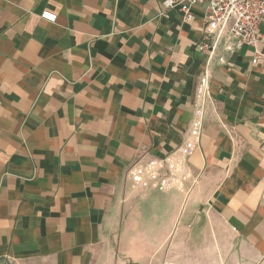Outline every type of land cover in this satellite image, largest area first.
I'll return each mask as SVG.
<instances>
[{"label":"crops","instance_id":"0c3cea01","mask_svg":"<svg viewBox=\"0 0 264 264\" xmlns=\"http://www.w3.org/2000/svg\"><path fill=\"white\" fill-rule=\"evenodd\" d=\"M204 9L0 0V264H264V22Z\"/></svg>","mask_w":264,"mask_h":264},{"label":"built area","instance_id":"2783aa9c","mask_svg":"<svg viewBox=\"0 0 264 264\" xmlns=\"http://www.w3.org/2000/svg\"><path fill=\"white\" fill-rule=\"evenodd\" d=\"M162 3L166 18L170 11L177 9L188 23L194 20L193 9L205 6L204 23L218 28L219 39L223 33L230 32L244 46L257 49L261 37L259 27L264 22V0H162ZM40 18L50 24L57 23L54 12L45 11ZM208 40L200 44L202 51L216 49V43L211 46ZM253 64H258V56L254 58Z\"/></svg>","mask_w":264,"mask_h":264}]
</instances>
